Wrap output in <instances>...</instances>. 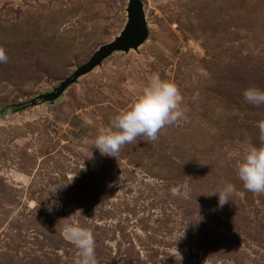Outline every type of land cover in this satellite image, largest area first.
<instances>
[{
  "label": "rangeland",
  "instance_id": "374dc122",
  "mask_svg": "<svg viewBox=\"0 0 264 264\" xmlns=\"http://www.w3.org/2000/svg\"><path fill=\"white\" fill-rule=\"evenodd\" d=\"M128 2L0 0V264H75L66 224L92 231L98 264H264V193L237 175L261 144L264 105L241 93L264 90V0H142L136 50L29 104L122 32ZM154 72L178 87L184 118L102 156L95 137ZM226 183L217 207L204 194Z\"/></svg>",
  "mask_w": 264,
  "mask_h": 264
},
{
  "label": "clouds",
  "instance_id": "9594fccd",
  "mask_svg": "<svg viewBox=\"0 0 264 264\" xmlns=\"http://www.w3.org/2000/svg\"><path fill=\"white\" fill-rule=\"evenodd\" d=\"M6 60L4 50L0 49V63ZM201 74L207 75L204 70H201ZM241 95L249 104L264 105V90L260 88L248 87L242 91ZM181 104L182 95L176 84L162 79L159 73L154 72L148 77L141 94L132 105L112 117L100 130L94 139L93 147L102 156L116 157L121 146L131 143L137 136H143L150 142L156 139L158 132L165 125L184 118V109ZM257 127L261 144L259 147L252 146L244 151L237 165V175L246 190L252 193H264V121L259 122ZM56 190L57 188L50 194L56 196ZM234 190L232 183H226L221 190L204 195L216 194L217 207H222L230 202L228 198ZM170 191L173 195L177 193L176 188ZM62 233L65 239H68L77 249L78 256L75 264H98L95 238L90 229L66 224L63 226Z\"/></svg>",
  "mask_w": 264,
  "mask_h": 264
},
{
  "label": "water",
  "instance_id": "95a60500",
  "mask_svg": "<svg viewBox=\"0 0 264 264\" xmlns=\"http://www.w3.org/2000/svg\"><path fill=\"white\" fill-rule=\"evenodd\" d=\"M127 23L122 32L114 38L112 42L103 45L95 55L84 65L75 70L70 77L60 82L51 92L40 94L29 101L30 105L38 102H51L58 98L63 91L72 84L78 77L101 65L104 59L108 58L116 51H129L137 49L139 45L148 37V23L142 0H129L127 6ZM2 112H5L3 110ZM1 113V111H0Z\"/></svg>",
  "mask_w": 264,
  "mask_h": 264
}]
</instances>
